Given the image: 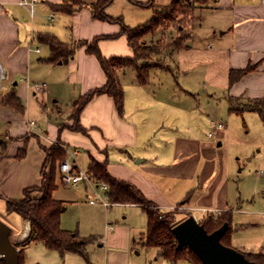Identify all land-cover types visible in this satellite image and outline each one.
I'll return each instance as SVG.
<instances>
[{"label": "crops", "instance_id": "obj_1", "mask_svg": "<svg viewBox=\"0 0 264 264\" xmlns=\"http://www.w3.org/2000/svg\"><path fill=\"white\" fill-rule=\"evenodd\" d=\"M61 1L39 0L30 13L16 0H0V66L4 77L0 97L14 86L17 96L24 106L27 105L20 113L0 104V121H6L0 134L3 133L7 140L0 144V200H3L4 210L6 197L19 198L25 187L39 184L44 160L42 146L59 141L66 150H78L77 162L82 152L86 154L85 168L89 156L98 161L106 159L112 176L134 184L160 209H178L179 219L192 214L200 222L209 213L229 214L230 244L234 243L244 252L264 254V232L239 236L249 226L260 225L258 220L264 222V212L242 208L241 196L233 193L229 181L227 149L221 148L220 141L214 146L197 132V128L204 126L200 119L206 121V111L215 116L217 106L222 102L224 112L231 113L229 96L255 98L264 94V0H207L196 7L188 47L173 52L168 58L171 69H151L147 84L137 81L132 67L119 70L124 94L122 113L117 112L110 96L97 95L80 113L78 125L82 130L71 126L73 102L87 90L105 82L100 64L94 55L85 52L84 47H78L65 63H49L44 60L49 49L37 40L36 35L48 32L64 42L91 40L95 35L117 33L120 26L93 19L87 7L70 14L51 9V3ZM83 1L87 5L95 0ZM170 1L154 0L159 6ZM127 9L130 13L127 16L142 14L145 18L149 15L147 10L152 14L151 8L133 5L128 0H113L106 11L112 16L121 15L126 22ZM99 48L105 57L132 55L124 36L102 39ZM248 64L255 68L228 86L229 70ZM161 70L186 79L182 96L175 95L177 88L181 90L177 82L175 88L171 81L174 90L167 86L166 78L159 73ZM33 83H45V86L35 90L31 86ZM195 86L199 87V93H194ZM62 89H67L64 96L60 95ZM33 96L52 98L51 105L47 106L51 120H43V127L39 124L41 121L37 124L30 118L29 102ZM212 99L218 104L211 105ZM28 120H33L35 125L28 126ZM216 121L213 118L210 124L223 136L227 125L222 122L223 128H215ZM23 136L27 137L26 152L17 158L15 155L23 146ZM208 136L212 135L209 133ZM54 192L53 197L63 203V211L67 201ZM88 203L99 205L105 218L113 206L124 207L125 219L106 220L104 226L93 219L89 230L79 227L80 236L94 238L86 248L87 260L71 252L60 258L55 251L36 242L24 248L25 264H133L135 248L143 246L139 240L146 222L142 228L130 220L127 213L128 210H139L146 220L143 206L116 202L105 207L101 203ZM236 214L241 216L235 218ZM19 223L16 230L9 226L15 242L23 241L30 230L28 220L21 218ZM60 224L68 230L72 227L64 213H61ZM154 258H162L157 255L156 248ZM179 261L193 264L185 259Z\"/></svg>", "mask_w": 264, "mask_h": 264}, {"label": "trees", "instance_id": "obj_2", "mask_svg": "<svg viewBox=\"0 0 264 264\" xmlns=\"http://www.w3.org/2000/svg\"><path fill=\"white\" fill-rule=\"evenodd\" d=\"M113 0H95L85 4L83 0H62L51 3L52 10L62 13H72L83 7H87L93 19L117 23L120 28L117 33L95 35L91 40L80 39L64 42L52 33L41 32L36 35L40 43L47 45L49 54L45 61L56 64L67 62L78 47H84L85 52L94 55L105 75V82L97 87L87 90L73 102V110L70 118L73 120L72 129L82 130L78 125L79 117L84 106L95 96L106 94L113 100L119 114L123 111V88L118 75L119 70L132 67L136 79L140 84H147L150 80V70L153 68L170 70L167 62L173 52L188 47L193 24V11L196 7L204 5L207 0H171L168 4L158 6L154 0L140 2L128 0L131 4L151 8V17L142 24L129 26L124 23L121 15L112 16L106 9ZM178 21V22H176ZM176 22V35L170 41H166L164 34L153 43L147 44L143 37L154 33L166 26V23ZM170 26V25H169ZM124 36L132 49L131 56L105 57L99 48V41L106 38ZM255 65H246L243 68L230 69L228 74V86L247 72L252 71ZM0 104L7 105L20 113L25 111V106L16 94L14 86H11L1 97ZM229 111L242 114L244 111L256 112L264 123V94L255 98L228 97ZM23 146L16 153L20 158L26 152L27 137H21ZM44 160L40 168L39 184L25 187L19 198H5V211L15 212L21 218L29 221L30 230L28 236L21 242H11L18 249V264H25L24 248L31 243L41 242L48 250L55 251L60 258L65 253L71 252L82 256L87 260L86 248L94 238L82 237L76 230L62 228L60 224L63 203L53 197L57 188V177L60 178L59 162L66 155L65 146L57 141L49 146H42ZM1 157V156H0ZM107 160L98 161L89 156L86 168L91 179L96 183H105L106 194L112 203L141 204L146 214V229L139 242L143 246L155 247L157 255L163 259L176 263L179 260H189L195 264H202L198 256L187 247L177 248L176 240L172 233V227L182 219L177 217L178 209L165 210L148 200L138 187L125 180L112 176L107 169ZM61 181V180H60ZM223 222H227V228L221 235L220 241L230 246L232 227L230 216L227 213L205 215L200 223L207 232L218 228ZM10 238V234H9ZM11 241V240H10ZM238 250V249H237ZM241 251V250H239ZM245 257L257 264H264L262 252H244ZM190 254V255H189ZM0 264L3 260L0 256Z\"/></svg>", "mask_w": 264, "mask_h": 264}, {"label": "rangeland", "instance_id": "obj_3", "mask_svg": "<svg viewBox=\"0 0 264 264\" xmlns=\"http://www.w3.org/2000/svg\"><path fill=\"white\" fill-rule=\"evenodd\" d=\"M147 11L149 15L144 18L142 14L139 16H127L128 14H130L127 9V11H125L127 21L124 23L129 26H136L138 24L144 23L151 17L150 10ZM176 22L166 23V26L162 28V30H157L154 33L145 35L144 37L146 40H144V37L143 40L147 44L153 43L160 35L164 34L165 40L170 41L171 38L176 35ZM159 73H162V75H164V77L166 78L167 86L172 87L170 86V84L173 82V87L176 88L174 83L177 82V85L180 86L181 90L179 91V89L177 88L175 90V95H183L184 91L186 90L183 89L185 88L183 85L185 84L186 79H183L182 75H177L175 73V76L174 74L163 70H161ZM194 88V93L198 92L199 87L195 86ZM66 93L67 89H62V91H60L61 96L66 95ZM51 103V97H47V99H42L39 96H33L31 101L29 102V107L31 111L30 118L36 120L37 124L41 121V123L39 124L43 127L45 124L43 120H51L49 119L50 107H47L50 106ZM61 104L62 106H64V101ZM210 104L215 106L218 104V102H213L212 99ZM201 105H203L202 100ZM223 105L224 102L217 106L218 113L215 116L212 115L210 112L208 113V111H206V113L204 114V119L206 121L200 119L204 122V126H200V128H197V132L199 133V136L210 140L214 146H216V143L220 141L221 148L227 149L228 154L230 156L229 181L231 184V188L233 189V193H236L237 195L240 194L241 196L242 208H249L252 212H264V123L256 112L244 111L242 114H236L232 112L227 114V112H224L223 110ZM25 106H27L26 103ZM45 107L47 108L45 109ZM213 118L227 125V128H225L223 132V136L217 133V131L212 128L213 126H211L210 120ZM5 123L6 121H0V128H4ZM209 133L212 136L209 137ZM2 134H0V144H4V142L6 143L7 141ZM85 162L86 154L82 152L79 156V161L77 162L78 168L85 170ZM85 186L87 187V190L85 189ZM97 193L103 195L104 191L101 188H97L96 190H94L93 187H91L90 185H88V183L85 182H80L77 187L64 186L61 183L60 178L57 177V189L54 194L59 196L61 199L67 201L66 206L64 205L65 209L61 213H64L66 221L69 222L70 225H72L70 230H76L78 232L79 227H81V229L87 228L86 230H89L91 221L93 219L98 222H102L103 226L106 220H109L111 222L113 220L119 221L125 219L124 216L126 213L124 211V207L113 206L110 214L108 215V218L106 217V219L104 216V212L102 211V208L99 205L89 204L88 201L90 199L95 198V195ZM3 206V200H0V219L15 230L18 229L20 226L19 222L21 220V217L13 212H4L5 210ZM127 215L128 218L134 223L140 226L142 225V228L145 227V215L139 210H128ZM238 215L241 216V214H236L235 218H239L240 216ZM245 216L246 215H242V217ZM177 217L180 218L181 214L177 213ZM257 222L261 224L257 226H249L248 228L244 229L239 236H254L257 234V232L263 233L264 222L259 220ZM10 240L11 242H15V239L12 235H10ZM231 244V247H234L236 249L239 248H237L234 243ZM134 253L135 254L132 255L133 264H171V262L162 258L155 259V248L153 247L147 248L139 246L135 248ZM189 261L191 262L192 259H189ZM181 263V261H178L176 264ZM193 264L195 263L193 262Z\"/></svg>", "mask_w": 264, "mask_h": 264}, {"label": "water", "instance_id": "obj_4", "mask_svg": "<svg viewBox=\"0 0 264 264\" xmlns=\"http://www.w3.org/2000/svg\"><path fill=\"white\" fill-rule=\"evenodd\" d=\"M227 228L223 222L218 228L207 232L203 225L190 214L172 227L176 247L191 249L202 264H257L234 247L224 245L221 235ZM10 227L0 219V256L3 264H18V249L11 243Z\"/></svg>", "mask_w": 264, "mask_h": 264}, {"label": "built area", "instance_id": "obj_5", "mask_svg": "<svg viewBox=\"0 0 264 264\" xmlns=\"http://www.w3.org/2000/svg\"><path fill=\"white\" fill-rule=\"evenodd\" d=\"M39 0H16V3L20 6L27 7L32 13L34 5ZM52 18V14H50ZM35 51H39V48H35ZM32 88L35 90L41 89L45 86V83H33L31 84ZM27 125L33 127L35 122L33 120H28ZM224 124L221 121L215 122V128H223ZM77 154L78 150L76 148L71 150H66L65 157L59 162L58 168L60 172V180L64 186L68 187H77L80 182L88 183L91 187L96 190L97 188H101L104 191V194L97 193L95 198L90 199V203H101L103 206H108L112 202L109 200L106 194V185L105 183H96L94 182L91 177L89 176L86 170L80 169L77 166Z\"/></svg>", "mask_w": 264, "mask_h": 264}, {"label": "bare ground", "instance_id": "obj_6", "mask_svg": "<svg viewBox=\"0 0 264 264\" xmlns=\"http://www.w3.org/2000/svg\"><path fill=\"white\" fill-rule=\"evenodd\" d=\"M3 70L0 66V91L3 89Z\"/></svg>", "mask_w": 264, "mask_h": 264}]
</instances>
